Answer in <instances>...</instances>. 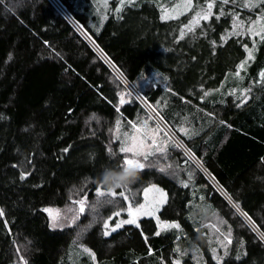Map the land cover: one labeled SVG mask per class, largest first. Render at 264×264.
I'll return each instance as SVG.
<instances>
[{
    "label": "trees",
    "instance_id": "obj_1",
    "mask_svg": "<svg viewBox=\"0 0 264 264\" xmlns=\"http://www.w3.org/2000/svg\"><path fill=\"white\" fill-rule=\"evenodd\" d=\"M55 1L89 42L51 0L0 21V39L13 24L29 29L0 61V264H72V257L75 264H264V41L232 30L235 13L261 16L264 0H251L248 10L247 0H213L209 19L191 30L193 12L164 20L156 0H136L121 13L111 6L105 21L92 0ZM74 54L76 71L61 62ZM122 78L213 182L194 166L186 184L173 178L190 160L171 141L126 188L106 194L101 176L124 158L116 131L150 116ZM148 184L166 192L157 215L174 224L158 231L142 217L105 236L97 219L110 203L96 188L124 207ZM73 194L100 206L84 210L77 225L51 228L44 209L67 205ZM214 216L230 237L224 248L209 240ZM81 245L93 258L72 250Z\"/></svg>",
    "mask_w": 264,
    "mask_h": 264
},
{
    "label": "rangeland",
    "instance_id": "obj_2",
    "mask_svg": "<svg viewBox=\"0 0 264 264\" xmlns=\"http://www.w3.org/2000/svg\"><path fill=\"white\" fill-rule=\"evenodd\" d=\"M134 1H136V0H92V3L95 6L94 10L95 11L97 10L101 16L102 21H105V19L108 16V11L111 9V6H112V9L114 11H116V10L120 11L121 9H123V7H125L128 4L133 3ZM156 1L159 5V8L161 9V18L165 17V18H162L164 20L177 18V17L187 13L188 11L193 12V15L190 17L187 25H189V22L193 19V17L196 15L197 12H200L201 10L207 11L208 4L213 3V0H192V7L187 9V11H185V10H183V7H182L183 4L185 3V0H172L169 2H163V0H156ZM260 1L261 0H255L253 3L260 2ZM246 2H244V3H246ZM42 5H43L42 0H31V1L21 0V1H15V2H8L7 4H3L0 6V21L3 20L4 17H6L10 14L17 15V14L21 13L23 10H25V8L32 9L31 6H34L36 8H39V7L41 8ZM177 5H180L181 7L177 8ZM242 8L248 10L247 7L242 6ZM60 9L62 10V8H60ZM174 9H176V10L173 11ZM63 13H64V11H63ZM120 13H121V11H120ZM235 15L237 17V20L243 21L245 29H247L248 26L251 24V22L254 21L256 19V17L259 16V14H257L255 18H247L246 19V18H242L240 16L241 13H235ZM68 20L70 21L69 17H68ZM203 20H205V19L201 18L199 20V23L192 25L191 28H195ZM233 23H234V21H232V30H233ZM261 23H262V21H261ZM257 27H258V25H257ZM187 28L189 29V27H187ZM28 31H29V29L27 28V26H25V24H21V25L13 24V26L7 32H5L4 37L2 39H0V61H2L4 59V56H5L8 48L10 47V44H11L13 38L16 36L19 37V36L25 35L28 33ZM229 31H231V30H229ZM246 32L247 31L245 30L243 33H246ZM61 62H62L63 66L67 67L68 69L76 71L78 69V66L81 63V60L78 59L76 57V55L74 54L70 58H68V57L61 58ZM243 69H245V65L240 67L239 70L235 72V77H237L238 80L240 78V71ZM122 81L124 82V79H122ZM126 85H127V83H126ZM126 87H127V90L131 94L132 93L134 94L135 90L133 92L128 86H126ZM140 98L142 100L141 96H140ZM139 102H140V100H139ZM142 106L147 110V112L150 116L145 117L144 119L138 120L136 122H133L132 125L136 124L137 127L142 128V126L146 123L148 129H155L157 126H159L161 131L156 133V137H157V140L159 142L168 141V143L166 144V149L170 146L171 141H173L175 143L179 142V141H177L175 136H173V133H171L170 127L160 118V116H158V117L164 123L159 121L156 117H153V115L151 114V111H150V109H152V108L150 106H147L148 108L150 107V109H148L144 105H142ZM171 123H172V121H170L168 124H171ZM131 128L132 129L121 128V129H118L116 131L117 132L116 136L119 139L120 144H121L120 148L122 146V142H124L125 146L131 144V142H132L131 141V135L135 133V129H133V127H131ZM165 133H167V135H165ZM146 143L151 144V140H147ZM177 145L180 146L182 151L186 154L188 160H190V163L184 164L186 162V161H184L182 163L184 165H177L175 171L172 172L170 175L173 178L182 182L183 184H186V182H188V178L190 179L192 174H193V170H192L191 166H194L208 180L213 182V180L210 179L211 177L206 172V170H204V168L201 165H198L199 163L195 160V158L190 153H188L189 151L184 147V145H180V143ZM158 154H161V152H156L153 150L152 154L149 157L156 156ZM125 155H127L128 158H134V159L139 160L141 163L144 164V167L147 166L150 161H154V159H152V158H148L147 160H144L142 156L133 157L132 153H127V154L124 153V157H125ZM136 170H138V169H136ZM153 185L155 186V188H152ZM215 186H216V184H215ZM146 188L150 189V191L148 193V200L149 201H151L154 196L157 199H159L160 194L163 193V196H164L163 202L156 204V210L153 212L152 215L137 214L134 217V219L136 220V223H134V224L123 223V221L133 218V217H130L128 214L129 206H131L133 212H135V209L137 208V206L146 203L145 193H144V190ZM106 192H108V190ZM140 192H141L140 193L141 198L138 201L135 200V201H133V203L128 202V203H126V205L124 207L117 206V204L110 202V198H108V196L99 195L100 197L102 196V198L105 199V201H108L110 203L108 213L104 214V215H100L99 218L97 219V221H99V223H101L103 225V231H102L103 234L105 231H107L109 234H111L112 232H114L117 229L124 227L126 225H136V224H138L139 220L142 217H152L157 223L158 231L164 230V229H169L172 226V224H174L173 222H166V221L158 218V215H157L158 210L161 207V205L165 202V199H166V192L162 188L158 187L155 184H148L147 186L142 188L140 190ZM223 194H224V192H223ZM131 197L133 199L136 198L134 193H131ZM131 197H128L127 200H129ZM81 200L84 201L83 208L86 212L90 211L91 206H93V207L100 206V204H98L97 202H93V203L88 202L86 200L85 194L83 196H80L79 194H77V195L73 194L71 196L69 202L67 203V205L60 207V208H58V207H47L44 209L45 213L48 216L50 227L51 228H64L67 226L77 225L78 222L80 221L81 214L84 212V211H80L81 205H80L79 201H81ZM57 213H59V219L53 220V217H55L57 215ZM115 213H118V214H115ZM106 220H107V228H105V221ZM90 221L92 223L94 222V220H92V219ZM118 224L120 226L116 227ZM207 226H208L210 242L215 246L224 248L225 245L229 242L230 237H229L228 232H224L221 230L220 227H222L223 224L221 223V221L217 220V216L212 217V219H210L207 222ZM79 248L82 249L83 251H77L76 248L75 249L72 248V250L75 253H78L84 257H88L89 259L93 258V252L91 250L87 249V247L81 245V246H79ZM75 258H77V257L70 258L72 260V261L70 260L72 264H75L77 262V261H74Z\"/></svg>",
    "mask_w": 264,
    "mask_h": 264
},
{
    "label": "snow or ice",
    "instance_id": "obj_3",
    "mask_svg": "<svg viewBox=\"0 0 264 264\" xmlns=\"http://www.w3.org/2000/svg\"><path fill=\"white\" fill-rule=\"evenodd\" d=\"M227 2L228 0H224V3H227ZM233 2H235V0H233ZM212 6L213 5L209 3L207 11L201 10L200 12H197L196 15L193 17V19L189 22V25H187L186 27H189V30H191V26L194 24H198L201 18L207 20L209 16L211 15ZM243 6L251 8V7H255L256 5L253 4L251 0H247V2ZM261 6H264V5H261ZM180 7H181L180 5H177V8H180ZM182 7H183V10L187 11V9L192 7V0H185V3L183 4ZM175 10L176 9H174L173 11ZM162 18H165V17H162ZM233 21H234L233 23V34L234 35H241L246 30L251 35H258L260 39L264 41V23H261V21H264V13H262L261 16L256 17V19L251 22V24L248 26L247 29L244 28L243 21L237 20L236 15H233ZM221 39L223 40L224 37L221 36ZM245 50L248 51L247 45H245ZM251 56L252 54L249 51V59L251 58ZM243 64L244 62L242 61L241 64L237 66V68L239 69L240 67L243 66ZM261 75L264 76V72H262ZM120 103H124L123 98H121ZM117 124H119V121H117ZM132 127L133 129H135V133L131 135L132 142L130 145H127V146H125L124 142H122V146L120 148L121 153H125V154L132 153L133 157L142 156L144 160H147L149 156L152 154L153 150L156 152H161V153L166 151V144L168 143V141L159 142L156 137V133L161 131L159 126H157L155 129H148L147 124L145 123L142 126V128L137 127L136 124H133ZM165 135H167V133H165ZM147 140H151V144H147L146 143ZM142 168H144L143 163H141L137 159L128 158V156L125 155L122 164L118 165L117 168L112 171L106 170L105 172H108L111 180L114 183H117L119 185L116 188H126L128 181L121 180L119 174L120 173H126V174L130 173V174L135 175V170L142 169ZM21 178H23V174ZM101 183L103 184L104 182L101 180ZM152 188H155V186L153 185ZM149 191H150L149 188H146L144 190L146 203L137 206V208L135 209V212H133L131 206H129L128 214L130 217H133V218L125 220L123 221V223H127V224L136 223V220L134 219V217L137 214L152 215L153 212L156 210V204L163 202V199H164L163 193L160 194L159 199H157L154 196L152 200L149 201L148 200ZM96 192H97V195H105V193H103L101 191V188L99 187L96 188ZM106 194L113 196V197L117 195V193L113 191V188H109ZM119 195L127 199L124 191H120ZM79 203L81 205L80 211H84V208H83L84 201L81 200L79 201ZM115 214H118V213H115ZM58 219H59V213H57V215L53 217V220H58ZM119 226L120 225L118 224L116 227H119ZM174 226L179 227V225H174ZM105 228H107V220L105 221ZM104 235L108 236L109 233L105 231Z\"/></svg>",
    "mask_w": 264,
    "mask_h": 264
},
{
    "label": "clouds",
    "instance_id": "obj_4",
    "mask_svg": "<svg viewBox=\"0 0 264 264\" xmlns=\"http://www.w3.org/2000/svg\"><path fill=\"white\" fill-rule=\"evenodd\" d=\"M120 179L124 181H129L134 175L133 174H126V173H120L119 174ZM101 180L109 186V188H116L119 185L117 183H114L111 178L109 177L108 172H104L101 176Z\"/></svg>",
    "mask_w": 264,
    "mask_h": 264
},
{
    "label": "water",
    "instance_id": "obj_5",
    "mask_svg": "<svg viewBox=\"0 0 264 264\" xmlns=\"http://www.w3.org/2000/svg\"><path fill=\"white\" fill-rule=\"evenodd\" d=\"M53 3H55V5L58 7V4L56 3V1L55 0H51ZM59 9L61 8L60 6L58 7ZM60 11H63V10H61L60 9ZM71 21V20H70ZM70 23H72V22H70ZM74 27H75V29L79 32V30H78V28H76V26L74 25V24H72ZM80 33V32H79ZM128 85V84H127ZM128 87L134 92V90L128 85ZM136 92V93H135ZM135 92H134V95L138 98V100H140V103L142 104V105H144L145 107H147L146 106V104L144 103V99L142 98V100H141V98H140V95L138 94V92L135 90ZM146 102V101H145ZM153 117H155V116H153ZM171 133H173L172 131H171ZM173 136H175L174 135V133H173ZM175 138H176V136H175ZM177 139V138H176ZM178 141V140H177ZM177 144H179L180 143V141L179 142H176ZM180 145H182V143H180ZM188 152V151H187ZM188 153H190V152H188ZM187 153V154H188ZM191 154V153H190ZM192 155V154H191ZM198 165H200V164H198ZM200 167V166H199ZM201 169V168H200Z\"/></svg>",
    "mask_w": 264,
    "mask_h": 264
},
{
    "label": "bare ground",
    "instance_id": "obj_6",
    "mask_svg": "<svg viewBox=\"0 0 264 264\" xmlns=\"http://www.w3.org/2000/svg\"><path fill=\"white\" fill-rule=\"evenodd\" d=\"M71 20V19H70ZM72 22V21H71ZM73 23V22H72ZM75 26H76V28H78V30H79V32L83 35V37H85L86 38V40L89 42L90 40L88 39V37L86 36V34H84V32L75 24V23H73ZM123 79V78H122ZM124 82L125 83H127L125 80H124ZM128 84V83H127ZM131 88H132V86L130 85V84H128ZM127 85V86H128ZM133 89V88H132ZM134 90V89H133ZM144 103L146 104V106H149L148 105V103H146L145 101H144ZM148 108V107H147ZM148 109H150V107L148 108ZM150 111H151V114L153 115V116H155L159 121H161V122H163L159 117H158V115L152 110V109H150ZM164 123V122H163ZM212 180V179H211Z\"/></svg>",
    "mask_w": 264,
    "mask_h": 264
}]
</instances>
